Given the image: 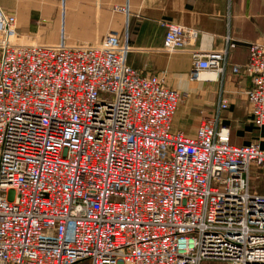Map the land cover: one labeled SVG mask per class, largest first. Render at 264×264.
Listing matches in <instances>:
<instances>
[{"label":"built area","instance_id":"2783aa9c","mask_svg":"<svg viewBox=\"0 0 264 264\" xmlns=\"http://www.w3.org/2000/svg\"><path fill=\"white\" fill-rule=\"evenodd\" d=\"M0 2V264H264V167L258 142L236 145L219 114L195 136L173 129L190 93L128 63L130 44L22 41ZM198 33L172 26L175 51ZM229 38V37H228ZM234 65L252 81L264 126V38ZM228 49L193 52L192 80L224 73Z\"/></svg>","mask_w":264,"mask_h":264},{"label":"crops","instance_id":"0c3cea01","mask_svg":"<svg viewBox=\"0 0 264 264\" xmlns=\"http://www.w3.org/2000/svg\"><path fill=\"white\" fill-rule=\"evenodd\" d=\"M15 13L22 41L46 45H98L113 34L130 44L128 63L146 74L161 76L166 85L190 93L180 105L173 129L195 136L204 115L217 114L222 98L228 107L219 114L220 126L230 129L236 145L258 142L264 149V126L253 124L247 90L251 78L234 73V65L249 59L252 42L264 38V0H0ZM43 21L54 24L49 31ZM172 26L196 31L197 39L185 47L165 48ZM30 28L31 31L24 29ZM22 31V32H21ZM25 32V33H24ZM229 37V38H228ZM227 48L224 73L205 71L192 80L193 52Z\"/></svg>","mask_w":264,"mask_h":264},{"label":"rangeland","instance_id":"374dc122","mask_svg":"<svg viewBox=\"0 0 264 264\" xmlns=\"http://www.w3.org/2000/svg\"><path fill=\"white\" fill-rule=\"evenodd\" d=\"M44 27H48L49 26V31L53 32L55 30V25H49L48 21H43ZM27 31H31L32 29L27 28L24 29ZM18 32H20V30H18ZM22 32V31H21ZM25 33V32H24ZM20 34V33H19ZM190 101V98L188 99V101H186V103H184L183 105L188 104V102ZM252 186L260 193H264V167L263 168H258V167H254L252 170ZM90 260L86 259L82 262H79L77 264H90ZM204 264H221V263H217V262H205Z\"/></svg>","mask_w":264,"mask_h":264}]
</instances>
